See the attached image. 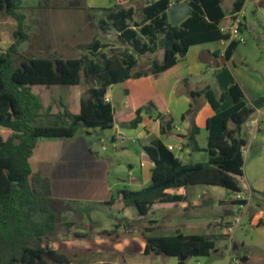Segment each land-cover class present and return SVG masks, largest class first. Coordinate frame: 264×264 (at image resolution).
I'll return each instance as SVG.
<instances>
[{"label": "trees", "instance_id": "16d2710c", "mask_svg": "<svg viewBox=\"0 0 264 264\" xmlns=\"http://www.w3.org/2000/svg\"><path fill=\"white\" fill-rule=\"evenodd\" d=\"M145 1L148 5L144 8L143 20L149 23L143 25L140 32L147 36L153 47L141 43L137 33L128 27L127 19L131 17L129 12L116 5L110 9L109 15L122 36L132 41L134 51L139 54L155 48L164 51L163 61L153 64L151 71L154 74L175 66L192 45L224 38L219 27L220 21L226 16L221 0ZM182 1L188 3L191 14L181 24L172 25L170 6ZM245 1L238 0L235 3V12L243 9ZM21 4L22 0H0V11L18 22L17 30L13 33L14 43L0 54V127L6 128L0 137V264H71L66 254L52 249L49 244L53 241L50 235L57 229L58 216L52 208L49 180L32 172L30 157L33 150L44 138H72L81 128H112L115 109L113 102H106L105 98L109 94L108 88L113 84H124V95L131 113L123 122L132 127L142 122L148 108H153L159 117L163 110L148 95L145 87L147 82L139 79L147 76V72L132 73L136 61L128 53L99 61L87 57L23 58L18 46L29 36L25 31V15L19 12ZM160 34L163 37L158 40ZM97 43L88 48L92 49ZM239 45L238 42L229 44L224 54L226 60L231 59ZM90 78L95 83L90 82L88 95L81 98L79 112L70 109L64 96L60 95V88L52 90L53 86L82 85L83 79ZM43 88H51L47 97L55 102L58 110L52 105L45 106ZM202 94L215 111L207 121L208 145L206 149L200 148L197 140L200 129L194 124L189 144L192 151H206L208 160L185 163L161 140H154L144 148L154 163L152 182L139 191L120 190L124 208L134 207L144 216L156 204L184 199L181 195L170 194L169 190L195 185L220 186L231 190L233 194L241 192L238 178L244 174L242 148L247 142L240 133L250 117L264 107V95L253 100L250 105L237 84L231 85L219 99L210 87L204 91L191 92L194 98ZM226 100L228 104H225ZM194 112L196 109L191 105L188 113ZM51 117H67L70 123L67 126H54L47 122ZM171 123L167 122L168 125ZM231 123L233 127H230ZM37 242L40 244L35 245ZM215 248V241L204 235L179 233L148 237L145 252L191 258L206 257Z\"/></svg>", "mask_w": 264, "mask_h": 264}, {"label": "crops", "instance_id": "0c3cea01", "mask_svg": "<svg viewBox=\"0 0 264 264\" xmlns=\"http://www.w3.org/2000/svg\"><path fill=\"white\" fill-rule=\"evenodd\" d=\"M127 1L129 0H122L121 2H117L116 0H89L85 4L84 9L89 13L91 19L90 24L87 23L89 27L88 34L91 36L93 32L94 36H92V40L84 44L88 54H82L81 57L99 61L123 52L132 55L136 61L132 73L147 72V76L139 79L147 82L145 87L148 95L154 98L156 103L161 107L163 110L162 116L159 117L157 112L150 107L143 114L142 122L137 127H132L129 123L123 122L131 113L128 109L127 99L123 95L122 101L117 102V104H122L123 108L119 109L118 112L115 110V122L113 127L110 128L112 130L110 135L112 144L110 146L99 148L100 146L96 143L94 139L95 133L99 135L101 130H103L99 127L81 128L76 136L72 138H44L38 142L30 157L32 172L40 174L49 180L51 197L53 199L52 208L58 216L57 225L62 224L65 226L66 231L70 230V233H87L85 229L92 228L94 230L91 233L97 235L99 240H103L104 236L100 235L101 232L106 231L112 235L115 230L114 228H117L120 232L123 229V224H126L128 227L135 224L134 227H129V232L127 233L135 235L139 231L138 235L144 240V246L140 247V250L147 256L156 255L153 252L148 254L145 252L146 239L148 237L173 236L179 233L184 235L195 234L204 235L210 240H214L216 244V240L222 236L220 228L227 226V223L231 220L229 217L233 214L232 209L235 208V206H232L233 198H231L228 204L221 197L218 198V195H215L218 198L217 201L213 199L212 196L214 195L211 194L209 188H215L213 192L217 194V186L203 185V188H199L198 186L200 185H195L188 188L169 190L170 194L181 195L184 199L180 202L156 204L144 216L140 213H135L133 211L134 207L124 208L119 191L122 189L139 191L151 184L154 163L144 148L150 146L156 139L161 140L168 148L169 146H173L174 150L172 152L185 162L184 157L190 156L192 152H195L192 151L189 144V137L194 124L200 129V133L197 136L198 145L202 149L207 148L209 136L207 121L215 114V111L211 107L214 111L213 114H202L203 108L199 107H201L206 97L203 94L197 95L196 97L200 98L199 101L196 100V97L191 96V92L204 91L210 87L219 99L223 93L229 90L231 85L237 84L245 95L246 88L243 84L244 81L240 77V73L233 74L230 68V63H233L235 69H238L237 65H235V53L237 49L234 51L231 59L226 60L224 57L225 49L222 47L220 41L195 44L189 48L186 56L175 66L160 74H154L151 71L154 62L163 61L157 60L158 55L156 53L157 51H161L160 54L163 55L164 59V51L160 48H155L153 51L150 50L145 54H139L134 51L132 41L122 36V32L115 28L110 18V9L119 5L124 11L129 12L131 16L127 19L128 27L137 33L141 43L149 44L147 36L140 32L141 27L149 23V21L144 23L143 20V11L148 2L142 0L144 5L141 7L140 13L137 12L134 4L127 3ZM223 1L221 0V6ZM237 1L231 0L229 12L226 13L224 11L226 16L220 21V29L231 23ZM248 3L259 8L264 7V0H246L243 6L244 11ZM56 7L65 10L78 6L68 3L50 4L47 8L30 17V20L24 14L25 31L29 38L18 46V52L23 58L71 59L74 58L72 56L74 52L80 49L77 38L80 31L82 32L84 28L83 30H79L77 25L73 23L72 16L70 22L67 23L65 32H62L56 38L53 22L50 20L53 18L51 11ZM17 27L18 22L14 17L5 15L0 11V54L5 52L14 43L13 33L17 30ZM250 29L245 16L243 30L249 31ZM109 30H114L118 40L120 39L125 42L124 45L131 47L132 51H120L119 53L108 51L116 48V45L108 46L107 44L110 42L107 39L102 40V38L108 36ZM162 37L163 35H158V40ZM96 41L98 43L94 44L92 49H89V45ZM110 44L114 45V43ZM149 46L153 47L152 44H149ZM123 47L126 48V46ZM147 56L151 57V61L144 59ZM91 80L94 81L93 78H90ZM76 87L79 88V92L74 95L75 108L69 107L72 111L79 112L84 88L82 85ZM115 87H117L116 90H114ZM52 88V90H55L59 87L53 86ZM49 89H42L43 100L45 99L44 104L45 106L52 105L58 110L55 102L47 97L51 91V88ZM108 89L113 103V97L117 91L121 90L124 94L123 83L113 84ZM71 94V89H68L66 94L61 91L60 95L68 96ZM255 99H250L251 102L248 104H251ZM65 101L68 104L67 100ZM191 105L196 109V112L189 114ZM205 120L206 128L202 127V123ZM168 121L172 123L168 125ZM69 123L70 121L67 120V125ZM180 123L188 129V132H182ZM49 124L54 125L53 123ZM169 126L171 127L170 129H168ZM164 127L166 128L165 130ZM128 128H130V135L122 131ZM174 129L176 130V136L172 135ZM5 130L6 128L0 127V137ZM203 130H206L204 131L207 134L206 136H202ZM202 138L204 140L201 141ZM119 141H123V143L118 144ZM180 147L182 148L181 151L179 150ZM138 159H140L139 167L135 168L134 164H130L128 173L121 167V164L124 162L134 163ZM249 187L256 195L264 191L263 184L252 186L249 183ZM200 189H203L204 196L198 194ZM225 190L227 194L231 193V190ZM247 205L248 208V202ZM113 207H117L123 214V221L115 224L111 220H105L104 217L102 221L99 220V215L103 214L106 210L113 209ZM219 207H223L226 219L220 218L218 211H216ZM253 211L255 210L253 209ZM149 217L151 225L146 226L144 220ZM85 218L88 222L85 221ZM210 218H213V220L210 221ZM250 218L253 219L252 221L256 220L252 215ZM259 227L257 221L255 228L252 229L250 234V242L256 247L264 245V231L259 237L255 231ZM111 237L108 236V239L111 240ZM119 239L120 237L112 241L117 242ZM106 249L109 250L110 248ZM108 256L114 260L118 259L117 254L114 252L108 253ZM187 259L188 257H181L180 261L182 264H186ZM239 261L241 264H264L263 257H248L245 258L244 263H242V259Z\"/></svg>", "mask_w": 264, "mask_h": 264}, {"label": "rangeland", "instance_id": "374dc122", "mask_svg": "<svg viewBox=\"0 0 264 264\" xmlns=\"http://www.w3.org/2000/svg\"><path fill=\"white\" fill-rule=\"evenodd\" d=\"M88 1L89 0H22L19 12L26 14L30 20V17L34 16L39 11H42V9L47 8V6L50 4L53 5L55 3H68L73 6L77 5L78 7H73L72 9L61 10L57 7L52 9L51 15H53V18L50 20L53 22L56 38L59 34L65 32L67 23L70 22L71 16L73 18V23L77 25L79 30H83L84 28L82 32L80 31L77 38V43L80 45V49L75 51L74 55H72L74 58H78L81 57L82 54H88L84 44L92 40V36H94L93 32L91 36L88 34L89 27L87 26V23L90 24L91 19L89 13L84 9V6ZM230 2L231 0H224L222 3V7L226 13H228L231 8ZM127 3L134 4L137 8V12L141 13V7L144 5L142 0H129ZM245 14L251 29L249 31L243 30L246 43L240 44L235 53V65H237L238 69H235L233 63H230V68L232 69L233 74L240 73V77L244 81L242 82L246 88L245 100L247 103H250L252 99L264 95V7L259 8L251 3H248L245 8ZM107 35L108 36L106 38L101 37L102 40L107 39L108 42L114 43V45L108 43V46L116 45V48L108 51H115L117 53L120 51H132L131 47L124 45L125 42L121 41L120 39L118 40L114 30H109V34ZM123 46H126V48ZM160 53L161 51H157L156 53L158 55L157 60L162 61L163 55ZM144 59L151 61L150 56H147ZM90 82L92 81L83 79L82 87L84 88V97L88 95ZM59 88L60 89L58 90L62 92L66 91L68 88L71 89L72 94L68 96L65 95L63 98L67 100L70 107L75 108L74 95L79 92V88L76 86H60ZM116 89L117 87L114 88V90ZM34 92H37V90H34ZM196 100L200 101V98L196 97ZM228 103L229 102L226 100L225 104ZM113 105L116 112L123 108L122 104H117V102H114ZM226 107L227 106H224L223 108ZM199 108H203L202 114L204 115L214 113L207 99L204 100L201 107ZM260 112L261 117H264V107L260 109ZM256 117L257 114H254L248 121L251 123V121H254ZM67 120V117H51L47 119V122L53 123L56 126H67ZM181 124L182 123H180V129L182 132H188V129H186L185 126H182ZM202 127L206 128V120L202 123ZM230 127H233L232 123L230 124ZM122 131L127 135H130V128L126 130L123 129ZM204 131L206 130H203L202 136L207 135ZM111 132L112 130L108 128L101 130L99 135H96L95 133L94 139L100 146L99 148H102L103 146H110L112 144L110 136ZM172 135L176 136L175 129L172 131ZM240 136L247 142V152L243 155L244 174L238 178V182L241 186L242 194L246 195L249 207L243 215L241 225L236 228L234 232H229L226 227L220 228L222 236L216 240V249L212 251V254L209 257H191L186 260V264H228L229 258H238V260L248 257L264 258V245L261 247H256L250 242V234L252 229L255 228L256 222L258 221V225L260 223H264V191L263 193L256 195L249 187V183H251L252 186H255L256 184L264 185V125H262L260 131L253 133L247 124H245L242 127ZM202 140L204 139L202 138L201 141ZM121 143H123V141L118 142V144ZM184 160L187 163L206 162L208 160V153L206 151H195L192 152L190 156H185ZM130 164H134L135 168H137L139 167L140 159L134 163H122L121 167L126 170V173L129 172ZM198 187L203 188L204 186L200 185ZM209 189L211 194L214 195L211 196L215 201L221 197L226 201V204H228L231 198H233L232 206H235V208L232 209L233 214L229 217L232 219L238 210L237 205H235L236 200L234 199V194H227V191L220 186H217L216 188V190H218L217 194L213 192V189L215 188ZM198 194L204 196L203 189H200ZM215 195H218V198H216ZM253 209L255 211H253ZM133 211L137 214L139 213L136 208H133ZM216 211H218L221 219L227 218L225 217L223 207H219ZM249 215H252V217H254L256 220L252 221L253 219L250 218ZM103 217L105 220H111L115 224H118L124 220L123 214L117 207H113V209L108 211L106 210L103 212V214L99 215L98 218L102 221ZM149 220L150 217L144 220V224L146 226L151 225ZM209 220L212 221L213 218H210ZM85 221L88 222L86 218ZM144 224L143 226H145ZM134 226L135 224L129 227ZM129 227L126 224H123V229H121L120 232L117 230V228H114L115 230L113 231L112 235L108 234L106 231H103L100 233V235L104 236V239L99 240L97 235L91 233L94 230L92 228H86L85 232L87 233H70V230L66 231L65 226L58 224L56 232L53 235H50L51 238H53V241L49 244L52 249H57L59 252L66 254L70 259L71 264H182L180 258L178 257L166 255H144L143 251L140 250V247L144 246L143 238L138 235L139 231L137 234L135 233V235L127 233L129 232ZM255 231L259 237L264 231V225L260 226ZM108 236H112L111 240L108 239ZM118 237H120V239L117 242L112 241L116 240ZM130 241L132 242L130 243ZM34 244L38 245L40 243L37 242ZM106 248L110 249L107 250ZM106 252L107 254H105ZM110 252L116 253L118 259L114 260L109 258L108 253ZM47 258L49 259L48 255Z\"/></svg>", "mask_w": 264, "mask_h": 264}, {"label": "built area", "instance_id": "2783aa9c", "mask_svg": "<svg viewBox=\"0 0 264 264\" xmlns=\"http://www.w3.org/2000/svg\"><path fill=\"white\" fill-rule=\"evenodd\" d=\"M244 21H245V11L244 9H241L239 11L234 12L231 18V23L228 26L223 27L221 29V32L223 33L224 38L220 40V43L222 47L225 49V51L227 47L229 46V44L232 42H238L240 44L246 43V38L244 37L243 31H242V28L244 26ZM105 101L112 102V96L108 94L107 97L105 98ZM255 114H257V117L255 118V120L251 121V123L249 121H248L249 123L248 122L246 123L253 133L260 131L262 125H264V117H261V112L259 109L256 111ZM168 149L170 151H173L174 147L169 146ZM179 150L181 151L182 148L180 147ZM246 152H247V148L245 146L242 148L243 155L246 154ZM234 196H235L234 199L238 202L237 204L238 210H237L236 215L233 216V218L227 223L226 228L229 232H234V230L241 225L243 215L248 209L247 208L248 200L246 198V195L242 194V192H238V193H235ZM228 264H241V263L237 258H231Z\"/></svg>", "mask_w": 264, "mask_h": 264}, {"label": "water", "instance_id": "95a60500", "mask_svg": "<svg viewBox=\"0 0 264 264\" xmlns=\"http://www.w3.org/2000/svg\"><path fill=\"white\" fill-rule=\"evenodd\" d=\"M191 13V8L189 7L188 3L186 1L179 2L177 4H174L169 9L170 19L173 25H178L182 21H184ZM92 83H94L93 80H91ZM123 91L119 90L115 93L113 97L114 102H120L123 99ZM126 126V125H125ZM171 127L169 126L168 129ZM245 262V259H242V263Z\"/></svg>", "mask_w": 264, "mask_h": 264}]
</instances>
